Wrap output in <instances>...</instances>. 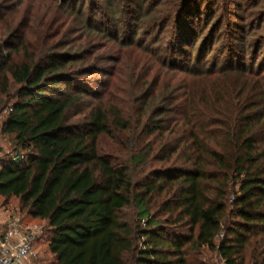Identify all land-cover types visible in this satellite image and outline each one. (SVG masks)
Returning a JSON list of instances; mask_svg holds the SVG:
<instances>
[{"label":"trees","instance_id":"trees-1","mask_svg":"<svg viewBox=\"0 0 264 264\" xmlns=\"http://www.w3.org/2000/svg\"><path fill=\"white\" fill-rule=\"evenodd\" d=\"M24 1L0 0L1 134L14 143L1 206L44 222L38 242L56 264H264V69L242 64L254 44L239 53L233 38L228 60H209L211 36L196 27L206 0H130V37L125 0H56L44 12ZM111 42L159 63L150 86L141 76L122 99L88 78L113 75L98 54Z\"/></svg>","mask_w":264,"mask_h":264},{"label":"rangeland","instance_id":"rangeland-1","mask_svg":"<svg viewBox=\"0 0 264 264\" xmlns=\"http://www.w3.org/2000/svg\"><path fill=\"white\" fill-rule=\"evenodd\" d=\"M81 1L83 2L84 0H80L79 2ZM86 1L88 4L92 3L91 0ZM173 1H177V3L180 2V0ZM198 1L201 2V0H197V2ZM121 3L123 4V7L126 6L124 14L120 17L123 31L126 32L124 37H130V32L128 30L131 28L128 26L134 24L135 16L138 13V10L135 9V5H133L130 0H125ZM57 4L58 1L56 0H25L20 8L22 10H25L26 8H33L35 11L42 8L44 12L50 8H56ZM205 4L206 5H204V7L208 8V10L207 12L205 11L202 22H199V24L197 22L196 27L199 31L202 30L204 34H209L206 38L211 36L209 40V50L213 49V51L209 54V60L214 59V56L216 59H219L221 63L228 60L233 54L230 53L231 50L225 49V47L232 44L233 38L243 37V42L241 43L243 45L237 46V49L233 48V51L236 50L240 53L245 45L254 44L253 48L251 50L249 49L247 52L246 58L243 60L242 64L250 66L255 63V69H264V0H206ZM170 10L162 8L160 13H157V15L158 17H165L170 14ZM98 11L102 15L106 12V9L105 7H100L98 8ZM150 21H152L151 17L142 21L144 29L138 30L139 37L136 38L135 41L140 40L145 35V32L148 34L149 30H152V27L147 26ZM219 25L221 28L217 29L212 37L213 30ZM159 32L160 31H158V33ZM219 32H221V36H219L220 38L222 37L221 41L217 40ZM249 32L250 35H248ZM76 34L78 35L79 32ZM153 36L157 37L158 35L154 32L150 38ZM170 36L171 34L169 31H166L163 34L165 39L170 38ZM104 42L105 41H102L101 44H104ZM213 42L215 44H213ZM202 45H204V43ZM257 45H260V51L258 54L257 48L254 47ZM99 50L98 54H101L100 65L105 67L108 66L107 68H111L112 66L113 75L105 77V75L101 73L97 76L93 75L88 78H90L93 82H100L102 80L111 82L113 97L125 99L129 94L135 92L140 85L141 76L147 78L146 87L150 86L149 82L154 80L157 68H159V63H155L151 60L147 51H143V49L137 46V44H134L130 48L121 49L120 44L117 45L114 42H111L107 43V45L103 46ZM255 57H258L257 60L254 59ZM111 58H116V61L113 62V59ZM180 59L184 60V55L181 56L180 54ZM154 64L157 68H153ZM100 88L101 87H95L97 90ZM17 90L18 86L11 82L10 91L13 98H7L6 109H9L12 106L11 103L15 99ZM5 112L6 110L2 111V108L0 107L1 124L6 116ZM13 148V138L0 133V169L3 166V159L6 157V154L11 152ZM143 174L144 173L141 172V169L139 168L132 169V176L135 181L140 180L143 177ZM2 203L3 198L0 196V208H4L1 206ZM10 203L12 208H16L19 204L18 199L16 198H13ZM12 211L13 210L11 209L10 212ZM126 213L130 218L135 216V212L132 209L126 210ZM2 217H4V214L1 215L0 219ZM25 222L27 224H40L44 227V222L42 220L33 219L31 217L25 218ZM36 248L39 257L35 260H29V264H56L55 257L50 253L46 243L39 241L37 242ZM208 260L209 262L215 264H223L222 262H219L216 257L211 256L210 254H208Z\"/></svg>","mask_w":264,"mask_h":264},{"label":"built area","instance_id":"built-area-1","mask_svg":"<svg viewBox=\"0 0 264 264\" xmlns=\"http://www.w3.org/2000/svg\"><path fill=\"white\" fill-rule=\"evenodd\" d=\"M0 122V133H1ZM0 264H29L39 257L36 245L44 232L40 224H27L21 214L0 208Z\"/></svg>","mask_w":264,"mask_h":264},{"label":"crops","instance_id":"crops-1","mask_svg":"<svg viewBox=\"0 0 264 264\" xmlns=\"http://www.w3.org/2000/svg\"><path fill=\"white\" fill-rule=\"evenodd\" d=\"M4 220V217H2L1 219H0V221H3Z\"/></svg>","mask_w":264,"mask_h":264}]
</instances>
